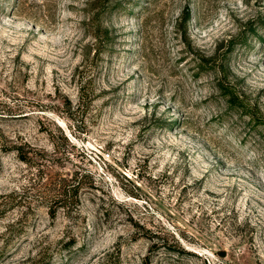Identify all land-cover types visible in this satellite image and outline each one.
Returning a JSON list of instances; mask_svg holds the SVG:
<instances>
[{
	"label": "rangeland",
	"instance_id": "rangeland-1",
	"mask_svg": "<svg viewBox=\"0 0 264 264\" xmlns=\"http://www.w3.org/2000/svg\"><path fill=\"white\" fill-rule=\"evenodd\" d=\"M176 256L264 264V0H0V264Z\"/></svg>",
	"mask_w": 264,
	"mask_h": 264
},
{
	"label": "trees",
	"instance_id": "trees-1",
	"mask_svg": "<svg viewBox=\"0 0 264 264\" xmlns=\"http://www.w3.org/2000/svg\"><path fill=\"white\" fill-rule=\"evenodd\" d=\"M227 91H233L232 87L229 88L228 86H223L220 89L221 94L226 93ZM239 101L240 100L237 99V97H234V99L229 101V106H235L237 104L240 105ZM61 182L62 183L57 189L55 195L51 197L49 203L46 206V213L50 218H54L57 212L63 213L66 217H69L71 214H78L77 185L73 186L65 184L63 181ZM173 248H176L177 251L179 250L178 252L181 253V255L185 254L184 250L178 244H175ZM178 259L179 257L176 256L175 260H173L174 264L178 263Z\"/></svg>",
	"mask_w": 264,
	"mask_h": 264
}]
</instances>
